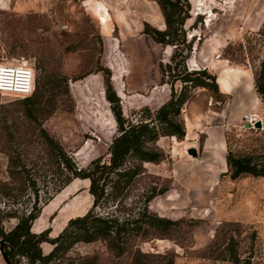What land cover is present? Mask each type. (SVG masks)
I'll use <instances>...</instances> for the list:
<instances>
[{"label": "rangeland", "instance_id": "1", "mask_svg": "<svg viewBox=\"0 0 264 264\" xmlns=\"http://www.w3.org/2000/svg\"><path fill=\"white\" fill-rule=\"evenodd\" d=\"M187 1L184 38L179 37L183 42L166 44L145 32L146 24L166 28L156 0H0V58L31 65L35 80L48 81L45 94L51 98L34 110L37 118L32 120L21 103L23 96L0 94V211L7 202L5 184H14L8 173L10 156L29 166L36 163L34 177L40 184L44 178L47 159L39 123L79 167H86L98 156L109 157L108 146L118 134L113 108L119 107L123 117L133 121L146 108L153 112L181 90L198 88L181 80L185 71L206 69L215 74L213 60L243 67L257 77L264 21L256 30L243 29L242 23L255 15L263 0H203V5ZM157 13L164 26H158ZM259 97L263 125L245 132L225 125L226 152L264 158V98ZM177 119L184 123L182 108ZM172 137L184 138L160 135L148 143L162 157L141 163L121 210L135 213L144 194L153 192L150 211L176 224L132 237L122 255L103 239L78 241L47 264H264V177L233 178L226 166L210 188L180 186L171 171L179 157L172 151ZM71 181L42 205L32 222L33 232L55 237L70 218L91 207L89 180ZM15 221L4 218L0 226L9 229ZM52 247L41 243L43 253ZM0 264H7L1 249Z\"/></svg>", "mask_w": 264, "mask_h": 264}, {"label": "trees", "instance_id": "2", "mask_svg": "<svg viewBox=\"0 0 264 264\" xmlns=\"http://www.w3.org/2000/svg\"><path fill=\"white\" fill-rule=\"evenodd\" d=\"M156 1L161 8L166 28L160 30L146 24L145 32L160 43L183 42L179 37L184 38L188 1ZM202 1L199 0V5L204 4ZM181 80L191 87L208 89L212 96H220L215 74L208 73L206 69L185 71ZM254 82L256 91L264 98V53L260 72ZM35 83L39 88H34L35 92L21 99V103L27 106L26 114L32 120L37 118L34 110L40 109L42 103L46 105L51 102V98L45 94L44 86L48 83L46 78L41 83L35 80ZM191 93L183 89L177 97H171L155 111L146 108V113L134 121L123 117L119 107L113 108L118 134L108 146L109 157L104 160L98 156L86 167H79L73 157L39 123L38 136L47 159L41 184L34 177L36 163L29 166L20 157H9L8 173L14 184H5L7 202L5 210L0 211V220L14 218L16 221L9 229L0 226V244L5 261L9 264H22L21 259H25V264H47L60 257L74 243L97 239L105 240L110 250L116 255H122L132 237H146L151 230L166 231L175 225L176 221L150 211L148 202L154 197L153 192L144 194L135 213H122L121 208L124 207L122 200L141 172V163L155 162L162 157L148 143L156 141L160 135H174L178 139L185 136L184 123L177 116ZM109 99L114 101L110 96ZM35 102L39 104L37 108L28 106ZM225 157L226 166L231 170L233 178L241 174L264 177V158L231 152H226ZM77 177L89 180L91 207L84 214L70 218L55 237H49L45 231L33 232L32 222L38 217L42 205ZM98 207L101 211L97 210ZM44 241L53 244L48 253L42 252L41 243Z\"/></svg>", "mask_w": 264, "mask_h": 264}, {"label": "crops", "instance_id": "3", "mask_svg": "<svg viewBox=\"0 0 264 264\" xmlns=\"http://www.w3.org/2000/svg\"><path fill=\"white\" fill-rule=\"evenodd\" d=\"M155 18L159 27L164 26L159 13ZM263 21L264 0L258 1L255 15L251 19L248 17L242 28L256 30ZM224 62H211L216 66L215 76L222 99H214L206 88L193 90L183 105L185 136L181 141L172 137V151L179 154L171 164L172 174L177 184L190 190L212 187L226 169L224 126H235L246 112L258 117L262 114L253 74ZM188 148H194L196 156L189 155Z\"/></svg>", "mask_w": 264, "mask_h": 264}, {"label": "built area", "instance_id": "4", "mask_svg": "<svg viewBox=\"0 0 264 264\" xmlns=\"http://www.w3.org/2000/svg\"><path fill=\"white\" fill-rule=\"evenodd\" d=\"M35 88V71L31 65L21 61L10 60L8 57L0 58V94L28 96ZM257 120H263L251 112H246L238 120L235 128L238 131H251L256 129Z\"/></svg>", "mask_w": 264, "mask_h": 264}, {"label": "water", "instance_id": "5", "mask_svg": "<svg viewBox=\"0 0 264 264\" xmlns=\"http://www.w3.org/2000/svg\"><path fill=\"white\" fill-rule=\"evenodd\" d=\"M261 126H262V124H261V121L260 120H257L256 122H255V124H254V127L256 128V129H259V128H261ZM187 153L189 154V155H191V156H196V150L194 149V148H188L187 149ZM2 248V246H1V244H0V249ZM2 255H3V257H5L4 256V254L2 253ZM7 264H9L8 262H7Z\"/></svg>", "mask_w": 264, "mask_h": 264}]
</instances>
